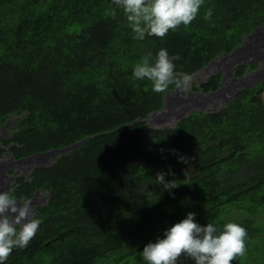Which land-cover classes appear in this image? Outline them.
<instances>
[{
  "label": "trees",
  "instance_id": "trees-1",
  "mask_svg": "<svg viewBox=\"0 0 264 264\" xmlns=\"http://www.w3.org/2000/svg\"><path fill=\"white\" fill-rule=\"evenodd\" d=\"M263 24L264 0H204L188 26L137 40L112 0H0V129L15 115L0 156L90 136L15 177L13 198L36 189L49 196L34 206L42 223L29 246L14 248L4 264H147L143 247L189 212L201 226L244 227L246 252L232 264H264V80L237 89L216 110L192 109L155 127L147 116L165 92L133 76L144 56L154 62L162 48L179 54L174 71L193 75ZM221 75L190 89L214 90ZM160 172L177 186L165 190Z\"/></svg>",
  "mask_w": 264,
  "mask_h": 264
},
{
  "label": "clouds",
  "instance_id": "clouds-1",
  "mask_svg": "<svg viewBox=\"0 0 264 264\" xmlns=\"http://www.w3.org/2000/svg\"><path fill=\"white\" fill-rule=\"evenodd\" d=\"M112 2L117 7L122 8L129 26L135 33V39L143 40L146 35L163 38L169 30L175 31L181 25L188 26L196 18L204 0H112ZM112 15L115 18V13ZM212 15L213 10L209 8L204 14V19L211 20ZM151 56L152 54L149 52L142 58L141 62L136 64L133 69V76L137 80L146 79L151 81L154 92L166 93L168 91V94L171 95L175 90L174 87L169 88V86L173 84L181 89V94L186 90H200L198 88L195 90L190 89L191 76L204 69V66L189 76L188 74L174 71L175 65L173 61L180 59L179 54L169 56L167 49L162 48L158 51L155 61L150 63ZM248 70L251 69H247L241 74ZM195 83L197 87L200 84V82ZM165 93L162 96L164 102L166 101L165 98L168 97V94ZM172 99L174 101L172 107L178 109L181 103L178 102L177 97H172ZM162 107L163 105L150 111L148 116L156 115V118H158L167 114L168 112L161 113L159 111ZM154 111L155 113H152ZM11 116L14 117L15 115L10 114L8 119ZM2 125L1 132L4 127ZM2 136L6 135L2 134ZM31 154L15 158L12 154H7L6 151L0 156V158L7 161L8 158H4L7 155L13 162L18 163V165H15L7 161L11 165L9 168L4 169L5 172L3 171L8 176L13 175L10 183L11 190L12 183L17 175L28 174L37 166L35 162L25 166L24 162L28 159L18 161V159ZM33 158L35 159V157ZM179 160L184 163L188 162L184 156H180ZM31 167L32 169H30ZM165 175L166 173L163 172L157 173L155 177L157 183L162 185L165 190L175 188L177 184L173 181L166 182ZM167 175H174V173L169 171ZM9 192H0V264H4L14 248H27L42 223V220L37 218L34 213V206L39 203L31 204V200L24 197L23 201H18V198H13ZM37 192H42L45 199L48 198L45 196L46 194L49 196L47 191L38 189ZM195 215L192 212L187 213L184 219L164 231L163 238L157 237L154 243H147L141 252L144 261L147 264H179L183 257L192 260L194 264H232V261L238 256L245 255L247 232L244 227L234 222L224 224L222 230L212 223L201 226L195 222Z\"/></svg>",
  "mask_w": 264,
  "mask_h": 264
},
{
  "label": "bare ground",
  "instance_id": "bare-ground-1",
  "mask_svg": "<svg viewBox=\"0 0 264 264\" xmlns=\"http://www.w3.org/2000/svg\"><path fill=\"white\" fill-rule=\"evenodd\" d=\"M245 37L247 38V40H244V41L242 40L241 44L237 45L232 51L224 52V53L218 55L217 57L212 59L206 66L203 67L204 69H206L207 66H210V65L215 64V63L219 64L220 62H223V63H225L227 65V67H228L227 75H229V76L232 75L233 76L232 81H230L228 83V85H230L229 90L231 91L230 98L228 97L229 100L233 97V95H234V93H235V91L237 89H240V88H242L244 86H247V85H250V84H254L258 80H264V62H263V60H264V24L260 25V26H257L252 32L247 34ZM253 52H255L260 57L259 59L256 60L258 62L257 67L254 68V69L248 70L247 72H245V73H243L241 75H235L234 72H233V66L236 63L237 64H240V63H246L247 64V63L253 61L254 59L252 57H250V55ZM234 87H236L237 89L235 90ZM177 89L178 88L176 86L174 88V90L177 91V92L175 93V96H173V97H177L179 100H183V99L185 100L184 96H180L179 95V93H178L179 90H177ZM225 90H226V87L221 82V85L219 87H217L216 89H214V90H210V91H207V92L201 90L202 92L201 91L199 92V98L204 100V99L211 98V97L218 96V95L221 96L222 94H224ZM166 93L168 94V91H166ZM180 97H182V98L180 99ZM223 97H225V96H223ZM165 99H166V101L164 102L163 107L159 110L160 112H163V113L164 112H170L169 109L172 107V105L169 104L170 102H168L169 99H171L169 94H168V97L165 98ZM229 100H227V102ZM192 109H198V110H202V111H211V110H213V109L205 110V109H202V108H197V107L194 108L193 107V108L189 109V112ZM172 111L175 114H177L178 120L189 113V112H187V113L184 114V112L181 113L182 111L181 112L180 111H174V110H172ZM152 113H155V111L152 112ZM176 121L177 120H175V122ZM6 124H8V122H6L4 125H2V127L5 126ZM0 136H2V132L1 131H0ZM89 137L90 136H86V137H84L83 139H81L79 141H76V142H74L72 144H69V145H66V146H63V147H60V148H51V149H48L46 151L32 153L29 156H26V157L18 159V161H24V160L28 159L27 161L24 162V163L27 164V166L31 165V163H33V162H36L35 165H37V166H39L41 164L47 165V164L51 163L55 159V157L57 155L65 153V152H69V151L71 152V150L74 147L82 144ZM33 157H35V159ZM7 161L9 163H14L15 165H18V163L13 162L9 158L7 159ZM7 161H5L2 158H0V179H1L0 192H2L3 191L2 188L6 187L9 183H11V181L13 179V175L8 176V175L3 173L4 169L7 168V167L9 168V166L11 165V164L7 163ZM30 169H32V168H30ZM10 190H11V185H10V189L5 190V191L9 192ZM36 191H38V189ZM47 196L48 195H46V197ZM33 197H34V195L31 198H28V200H31V204L34 203L33 199L35 197L34 198ZM23 199L24 198L21 197V198H18L17 200L18 201H23Z\"/></svg>",
  "mask_w": 264,
  "mask_h": 264
},
{
  "label": "rangeland",
  "instance_id": "rangeland-1",
  "mask_svg": "<svg viewBox=\"0 0 264 264\" xmlns=\"http://www.w3.org/2000/svg\"><path fill=\"white\" fill-rule=\"evenodd\" d=\"M244 40H247V38L245 37L243 39V41ZM250 57H252L254 60H257V59L260 58L255 52H253L250 55ZM235 65L233 66V68L235 67ZM227 70H228L227 65L225 63H223V62H220L219 64H216L215 63V64H212L210 66H207L206 69H202L199 72H197L195 75L191 76V78H192L191 79V82H194L195 81V82L199 83V82L203 81L204 78H206L207 76H209L210 75L209 73L222 72L221 82H222V84L225 85L226 90L224 91V94H222L221 96L218 95V96H214V97H211V98H207V99L202 100V99L199 98V92L201 90H196V91H187L186 90L184 93L181 94V89L178 88L177 90H179L178 91L179 95L180 96H184V98H185V100L184 99L183 100H179L178 99V102L181 103L180 106L178 107V109H175L174 107H171L169 109L170 112H168L165 115H161L158 118H156V115H149L148 116V119H147V122L150 125H154V126L173 125L174 122H175V120H178V117H177V114H175L172 110H174V111H180V112L182 111L181 113L184 112V114H185V113L189 112V109L190 108H193V107L194 108L195 107L202 108V109H205V110H211V109H217V108H219L220 106H222L223 104H225L227 102V100H229L230 94H231V91L229 90L230 85H228V83L230 81H232L233 76L232 75H230V76L227 75ZM234 88H235V90L237 89L236 87H234ZM176 92L177 91H174L173 94L169 95L171 97V99H169L168 102H171L169 104L172 105V106L174 105L173 104L174 101H173L172 97L175 96V93ZM223 96H225V97H223ZM262 97L264 98V92L262 93ZM181 98L182 97H180V99ZM161 113H163V112H161ZM13 119H14L13 116H11L8 119V121H7L8 124H6L2 128V134L6 135V136L9 134V127L13 124V122H14ZM4 158H9V156L6 155V156H4ZM24 164H25V166H27L26 163H24ZM35 164H36V162H35ZM0 182H1V179H0ZM8 189H10V183L6 187L2 188L3 191L8 190ZM34 197H33L34 198L33 199L34 200V203L42 204V203H44L46 201V199L44 197V194L42 192L35 191ZM34 213H35V210H34Z\"/></svg>",
  "mask_w": 264,
  "mask_h": 264
}]
</instances>
